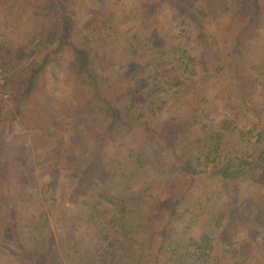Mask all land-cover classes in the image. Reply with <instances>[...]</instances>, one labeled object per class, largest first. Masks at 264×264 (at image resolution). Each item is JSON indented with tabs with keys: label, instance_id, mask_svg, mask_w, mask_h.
I'll use <instances>...</instances> for the list:
<instances>
[{
	"label": "rangeland",
	"instance_id": "rangeland-1",
	"mask_svg": "<svg viewBox=\"0 0 264 264\" xmlns=\"http://www.w3.org/2000/svg\"><path fill=\"white\" fill-rule=\"evenodd\" d=\"M262 159L264 0H0V264H264Z\"/></svg>",
	"mask_w": 264,
	"mask_h": 264
},
{
	"label": "trees",
	"instance_id": "trees-1",
	"mask_svg": "<svg viewBox=\"0 0 264 264\" xmlns=\"http://www.w3.org/2000/svg\"><path fill=\"white\" fill-rule=\"evenodd\" d=\"M45 63H46V60L44 61V63L42 64V65H36L38 68H34V69H32L31 70V75H30V81H29V85L27 86L28 88H30L29 90H28V93L26 92V95L27 96H31L32 94H34V92L35 91H38L39 90V88H38V85H37V83H38V78H39V76L42 74V70H43V68H44V65H45ZM22 97L23 98H25V94H23L22 95ZM262 134H260V136H261ZM262 162H264V159H262ZM187 164V170L189 171V172H193V173H196L197 172V170L195 169V166H193V164H192V162L191 161H189L188 163H186ZM245 165H252V163H250V162H246L245 163ZM257 167V165L255 166V167H252L251 168V173H252V170H254L255 168ZM262 169H263V171H264V168L262 167ZM89 172H90V170H88L87 172H85L88 176H89ZM227 175H230V174H228L227 173ZM257 181L258 182H261L260 180H258L257 179ZM263 183H264V179H263ZM45 261V260H44ZM44 261H42V262H40L41 264H44L45 262Z\"/></svg>",
	"mask_w": 264,
	"mask_h": 264
},
{
	"label": "crops",
	"instance_id": "crops-1",
	"mask_svg": "<svg viewBox=\"0 0 264 264\" xmlns=\"http://www.w3.org/2000/svg\"><path fill=\"white\" fill-rule=\"evenodd\" d=\"M237 246V245H236Z\"/></svg>",
	"mask_w": 264,
	"mask_h": 264
}]
</instances>
